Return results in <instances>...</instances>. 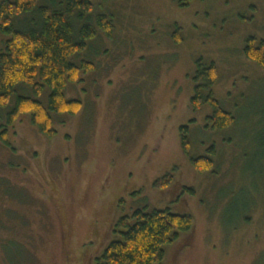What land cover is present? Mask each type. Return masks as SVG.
<instances>
[{
	"label": "rangeland",
	"instance_id": "rangeland-1",
	"mask_svg": "<svg viewBox=\"0 0 264 264\" xmlns=\"http://www.w3.org/2000/svg\"><path fill=\"white\" fill-rule=\"evenodd\" d=\"M91 3L83 23L95 36L74 63L93 70L65 89L81 109L51 115L52 139L21 116L7 129L11 150L0 144V264H95L116 222L138 210L193 217L162 264H264V68L243 54L247 38L264 42V0ZM101 15L109 35L96 24ZM6 39L0 34V51ZM198 59L216 67L201 96L212 93L234 119L229 128L205 127L208 103L191 108ZM200 157L209 171L190 163ZM166 176L170 185L157 188Z\"/></svg>",
	"mask_w": 264,
	"mask_h": 264
},
{
	"label": "trees",
	"instance_id": "trees-1",
	"mask_svg": "<svg viewBox=\"0 0 264 264\" xmlns=\"http://www.w3.org/2000/svg\"><path fill=\"white\" fill-rule=\"evenodd\" d=\"M192 1L179 0V6L188 7ZM38 2H0V34L7 38L0 51V111L4 112H0V144L10 150L7 129L21 116H27L42 137L52 139L56 131L51 115L74 116L82 107L78 100L66 98V86L78 83L80 74L93 70L88 62L80 66L74 63L76 56L84 51L85 42L95 36L93 26L83 23L93 10L91 0H62L57 9L47 5L37 7ZM15 20L17 27L13 24ZM77 23H82L77 30L78 39L75 38ZM96 24L100 31L110 34L112 23L108 17L98 16ZM177 34L178 29L174 40L179 43ZM243 54L248 61L264 68L263 41L257 44L253 37L247 38ZM193 80L192 110L198 111L203 102L208 103L212 112L206 118L205 127L213 131L229 128L234 119L221 108L212 93L201 96V91L210 89L217 81L214 63L205 64L198 59ZM23 88L30 92L29 96L19 94L18 90ZM44 93H47L46 104L39 100ZM188 133V127L180 128L184 154L189 152ZM190 163L202 173L209 171L212 165L204 157L190 158ZM171 182V177L166 176L154 184L160 189ZM185 191L193 194L191 189ZM193 227L191 215L173 214L169 210L135 211L131 217L124 216L116 222L115 238L96 257L95 264H162L165 246L184 235L189 236Z\"/></svg>",
	"mask_w": 264,
	"mask_h": 264
}]
</instances>
